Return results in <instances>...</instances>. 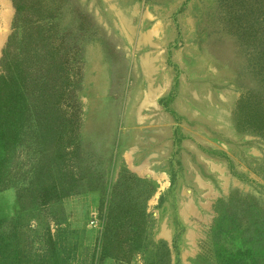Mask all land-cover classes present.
<instances>
[{"label": "rangeland", "instance_id": "1", "mask_svg": "<svg viewBox=\"0 0 264 264\" xmlns=\"http://www.w3.org/2000/svg\"><path fill=\"white\" fill-rule=\"evenodd\" d=\"M49 4L46 42L72 52L67 107L79 119L61 176L54 168L39 176L51 186L63 174L76 189L34 200L31 183L52 162L25 136L0 191V264H148L163 244L170 264H218L220 210L238 216L252 203L264 215V0ZM15 14L12 0H0V62ZM39 77L60 75L43 67ZM126 170L146 184L122 185ZM123 199L151 227L148 250L121 262L102 257L99 242L101 208Z\"/></svg>", "mask_w": 264, "mask_h": 264}, {"label": "trees", "instance_id": "2", "mask_svg": "<svg viewBox=\"0 0 264 264\" xmlns=\"http://www.w3.org/2000/svg\"><path fill=\"white\" fill-rule=\"evenodd\" d=\"M12 3L16 11L14 32L0 62V191L6 189L7 162L13 159L25 136L32 142L39 139L52 163L49 165L51 169L44 173L43 168L35 176L31 187H37L34 200L45 205L49 196L62 200L76 189L75 186L67 187L63 174V179L52 181L51 186H45L39 176H48L53 168L61 176L60 168L68 151L71 148L74 152L77 150L76 123L79 118L67 107L71 92L68 65L72 52L55 42H46L52 39L51 31L45 29L51 18L43 17L47 12L45 8L49 10L52 6L49 0H12ZM50 13L47 12L46 16H52ZM43 67L49 76L57 72L60 78L54 83H42L44 77H39V69ZM127 179L146 184L126 170L120 175L119 182L123 185ZM148 187L152 194L154 186ZM134 205L137 204L123 199L119 204L101 208L104 231L99 249L102 257L122 262L128 252L140 254L148 250V245L143 244V236L151 227L149 216L145 210L135 213L130 208ZM241 208L238 216L227 208L221 209L219 220L213 227L218 264H264V215L261 218L252 203ZM119 230L124 232L126 241L118 240ZM157 250L155 260L148 264H170L165 245L158 246Z\"/></svg>", "mask_w": 264, "mask_h": 264}, {"label": "bare ground", "instance_id": "3", "mask_svg": "<svg viewBox=\"0 0 264 264\" xmlns=\"http://www.w3.org/2000/svg\"><path fill=\"white\" fill-rule=\"evenodd\" d=\"M122 32V31H121ZM126 32V31H125ZM129 37V36H128ZM148 37V36H147ZM149 38V37H148ZM147 38V39H148ZM131 40V39H130ZM144 41H147V40H144ZM154 66V64H153ZM143 69L145 71V75H146V78H150L151 77V74H152V63H151V59H146L144 60L143 62ZM151 86V85H150ZM143 106H140L138 107V112L140 113L142 110H143Z\"/></svg>", "mask_w": 264, "mask_h": 264}]
</instances>
